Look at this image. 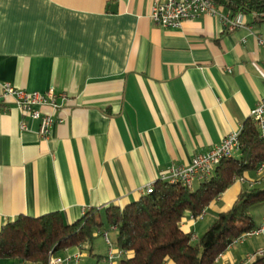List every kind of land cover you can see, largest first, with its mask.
I'll use <instances>...</instances> for the list:
<instances>
[{
	"label": "crops",
	"instance_id": "0c3cea01",
	"mask_svg": "<svg viewBox=\"0 0 264 264\" xmlns=\"http://www.w3.org/2000/svg\"><path fill=\"white\" fill-rule=\"evenodd\" d=\"M154 1L0 0V231L20 215L60 212L71 223L133 202L166 168L186 166L252 117L264 99V21L242 13L244 24L230 28L202 15L166 28L149 17ZM4 83L64 94L40 106L59 120L47 138L13 97H1ZM263 173L264 165L237 178L202 218L185 212L181 229L198 237L209 224L199 220L211 213L214 221L241 191L263 187ZM251 213L263 230L216 264H250L264 250V204ZM115 241L103 227L91 245L56 255L63 264H105L111 249L116 264Z\"/></svg>",
	"mask_w": 264,
	"mask_h": 264
},
{
	"label": "trees",
	"instance_id": "16d2710c",
	"mask_svg": "<svg viewBox=\"0 0 264 264\" xmlns=\"http://www.w3.org/2000/svg\"><path fill=\"white\" fill-rule=\"evenodd\" d=\"M233 14L253 15L264 21V0H210ZM240 153L226 158L196 187L156 181L152 193L126 205L92 208L67 223L60 212L37 217L25 215L6 223L0 231V258L48 264L52 253L72 246L92 244L104 226L116 231V247L127 255L116 264H216V259L237 238L255 228L252 210L264 204V186L241 191L232 206L218 213L198 237L184 232L185 212L197 216L237 178L264 164V124L246 119L239 134ZM260 179L264 182V173ZM250 264H264L255 255Z\"/></svg>",
	"mask_w": 264,
	"mask_h": 264
},
{
	"label": "built area",
	"instance_id": "2783aa9c",
	"mask_svg": "<svg viewBox=\"0 0 264 264\" xmlns=\"http://www.w3.org/2000/svg\"><path fill=\"white\" fill-rule=\"evenodd\" d=\"M220 7L216 6L210 0H155L150 13V19L157 25L177 29L182 26L185 20L196 18L202 15H209L218 20L227 22L230 28H235L244 24V16L241 13L233 15L232 12L223 14L219 12ZM259 38V37H258ZM260 44L264 45L262 38L258 39ZM11 96L14 98L17 108L27 116L38 121V133L41 137L47 138L53 126L58 122L54 115L44 114L40 106L53 101L55 97H64L63 93H56L54 90H48L44 93L26 92L13 87L9 83H4L1 89V97ZM252 118L260 125L264 124V99L257 103V106L252 112ZM21 128H25V123H20ZM240 130L230 132L222 141L208 149L193 156L189 164L186 166L171 165L166 170L161 172L156 181L168 182L170 184H180L185 187H192L195 183L207 179L214 168L221 160L226 158L237 157L240 153L239 142ZM261 164L257 171L261 172L263 169ZM150 182L141 190L142 195L152 193L155 188V183ZM205 214L203 209L199 215L194 216L190 214L191 219H200ZM180 223H182L180 221ZM114 229V228H113ZM115 230V229H114ZM263 226L255 228L246 232L236 239L235 242H240L247 236L261 232ZM105 243L111 246L110 239L107 232L103 233ZM119 256L127 255L123 250L118 249ZM255 255H264V250L258 251ZM108 260L105 264H114L116 254L109 249ZM48 264H63V260L56 253H52L49 257Z\"/></svg>",
	"mask_w": 264,
	"mask_h": 264
},
{
	"label": "rangeland",
	"instance_id": "374dc122",
	"mask_svg": "<svg viewBox=\"0 0 264 264\" xmlns=\"http://www.w3.org/2000/svg\"><path fill=\"white\" fill-rule=\"evenodd\" d=\"M196 187V184H194L193 185V188H195ZM199 222V226H204V225H206L207 223H209L208 224V226L213 222L212 221V214L211 213H208L202 220H199L198 221ZM106 229H108V226H104ZM202 233V232H201ZM201 235V234H200ZM199 235V236H200Z\"/></svg>",
	"mask_w": 264,
	"mask_h": 264
},
{
	"label": "water",
	"instance_id": "95a60500",
	"mask_svg": "<svg viewBox=\"0 0 264 264\" xmlns=\"http://www.w3.org/2000/svg\"><path fill=\"white\" fill-rule=\"evenodd\" d=\"M112 10V9H111Z\"/></svg>",
	"mask_w": 264,
	"mask_h": 264
}]
</instances>
